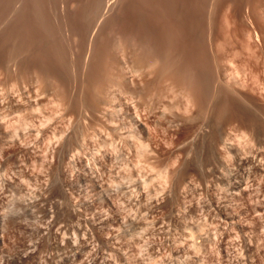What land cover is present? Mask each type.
<instances>
[{"label":"rangeland","instance_id":"rangeland-1","mask_svg":"<svg viewBox=\"0 0 264 264\" xmlns=\"http://www.w3.org/2000/svg\"><path fill=\"white\" fill-rule=\"evenodd\" d=\"M16 1L18 2V0ZM51 1L54 2L55 0ZM95 1L97 2L98 0ZM102 1L100 0L101 3H99L105 6L103 2L107 0ZM118 1L122 4L118 3ZM118 1L111 0L110 6L106 7V9L98 3L103 11L98 6L96 8V13L103 15L102 20L104 18L105 22L104 20L103 22L101 21V27L103 29L105 27L106 30L104 29V32L107 34L113 31L115 35V26L110 23L111 21L108 22L107 20L106 22L105 15H108V12L109 14L112 13L111 15L113 16L119 15L120 8L117 6L122 7L125 0ZM128 1L126 0L124 5ZM213 1L210 0V3H212H209V7L218 8L213 4L214 2L216 4L217 1ZM229 1L224 0L225 11L224 9L221 10V8L218 11L221 20L218 12H213L216 15L211 14L213 18L210 16L212 23H217L219 27L214 24V32L209 29L206 32L205 39L208 37L206 41L209 40L206 42L209 43L206 45V47L209 46V49L207 48V51H209L208 63L211 70L214 69L212 73L215 71L213 75L216 76L213 77L216 78L219 68L223 72H226L225 68L228 70L231 68V72L227 71L232 76L231 80H233L230 82L229 91L233 90L235 85H237L234 90L242 93L240 95L242 97L238 96L241 98V103L245 108H249L250 105L251 111L253 112L254 110L255 112L253 113L257 116L258 124L254 127L249 126L248 123L244 125L243 120L236 122L240 125L238 127L240 129L238 130L239 132L245 134L247 131V137L246 134H243L244 138L241 137L240 140H236L240 141L236 142L238 150H241V153L244 152L243 154H247L249 157L255 151H260L262 156L259 159H254L253 165H246L244 169L238 170L237 164H234V157L230 153L231 151L225 152L226 157L230 153L226 159L229 160L231 158L230 161L232 160V162L228 161L229 169L231 170L228 169L227 171L229 172L224 171L226 174L224 176L223 171L216 170L217 168L220 169L215 157L217 153L211 148L212 144L209 138H206L208 137L206 136L207 134L203 135V132L197 133V124L201 122L200 119H203L204 112L197 111V108L193 107L192 102H189L186 98L179 97V95H177V102L175 101L176 95L171 102L183 105V107L179 105V107H175L174 105L172 112H168V116V113H165L166 116L164 115L163 118L161 117L162 115L158 117L160 121L150 116L152 114H149L146 110H143L146 115L142 113V109L136 112L138 110L134 106V108L131 107L133 105L131 102L126 103L125 107L122 105L126 95L123 79L121 78H117L115 80L116 83L114 82L117 88L120 87L119 90L116 87L114 89V83L110 85L111 93H115L116 90L118 93L123 86L124 90L120 91L122 93L113 94L116 99L113 97L107 98L106 94L101 92L99 94L102 97L106 96L103 97V103L95 104L94 110L96 111H85L81 108L82 106H78L81 105L78 104L80 103L78 98L80 93L76 92V87L74 88L76 81L73 82V79H83L81 76L85 67L84 65L80 66L78 78H75L74 75L72 79V74H75L73 73L75 65H73L72 61L68 62V70L70 71L68 74L72 76L68 75L69 77H67V79H70H68L67 84L69 89L66 87L67 92L70 95L69 98L71 97V105L73 104V107L76 110L78 109V112L82 110L84 115L88 113L87 116H84L81 112L83 116L80 115V117L78 113L77 116L79 118L76 117L77 119H75L73 117L75 120L71 117L61 118L62 115L60 116L59 114L62 112L59 110L65 107V103L63 104L64 107L61 108L62 103H59V101L61 102L62 100L56 101L57 99L55 100V98L49 100L54 95L59 96V93H61V91L58 92L59 90H57V94H54V91L47 94V102L44 101V107L34 106L36 104H33L32 108H37L31 109L29 107L28 110V106L21 103L23 108L21 107L20 111L13 112L12 108L9 107V100L5 99L9 98L7 93H11V91L12 93L14 92L17 98L18 96L22 97V89L19 88L21 85L16 83L18 87L15 85L13 90L8 87L10 84H6L8 81H5L7 79L5 77L7 76L4 73L2 76L0 73V84L5 79L3 83L6 85V89L5 85H0V94L4 93V95H0V101L4 100L3 104L0 102V111L4 113H0V119L2 118L0 121L2 126H0V264H264V12L262 13L263 9L262 11L257 9L259 11L255 12L257 7L252 2V6L248 4L250 3L248 0L244 4L247 3L250 6H247V4L241 5L243 2L237 0V2H241L240 5L243 7H241V12H234V10L232 11L231 0ZM10 2H13V0ZM55 2L60 3L57 0ZM228 2L231 4L228 5ZM226 6H229L227 7L228 10ZM214 7L212 10L215 9ZM211 8L209 10L210 13H212ZM60 9H58L59 12ZM118 9L119 11H117ZM111 10L116 11L113 13ZM221 11H224L223 14ZM250 12L256 14L252 16ZM234 13L235 15H233ZM258 13H262L259 15L260 17H258ZM99 14L97 15L98 17ZM111 15L107 16L108 19L111 17L115 18ZM230 17L231 20H229ZM59 18L58 21L61 20V23H58L63 31L64 24L62 21L64 18L62 16ZM216 18H218V22ZM256 18L262 24L259 23L260 21L257 22ZM213 19H216V21L214 22ZM236 20L237 23L235 22ZM56 21L57 18L53 22ZM232 21L234 22L231 23ZM234 23L236 24L235 26ZM108 24L112 25H110L111 28ZM232 24V27L235 28H231ZM218 28L221 29L219 30ZM224 28L229 29L225 31ZM237 28L238 30H236ZM222 30L224 31L223 33ZM220 31L222 34H219ZM114 35L112 34L111 36ZM211 36H214V38ZM102 37L104 38L102 39ZM102 37L100 36V40L107 39L105 34ZM215 40L216 42H214ZM212 41L214 43L221 42V45L218 46V43L216 48ZM222 41L225 42L223 43ZM219 48L221 53L219 52L220 50L217 51ZM217 53H220V55ZM83 77H85L83 81H88L85 74H83ZM2 78L4 79L2 80ZM14 84L15 82L11 86L13 87ZM36 84H33L34 86L31 85L33 87L36 86V90L32 87L34 91H37V88L41 85L38 86L39 82ZM50 84L52 87V82ZM53 84L55 86V83ZM16 88H18L20 94H17L16 91L18 90ZM40 88H38V91ZM48 89L50 90V87ZM34 93L31 92V94ZM60 96L63 99V96ZM20 101L22 102V100ZM87 101H89L88 98ZM55 102H58V104H55ZM168 104H171L170 101ZM189 104H191V109L188 107ZM5 105L11 111H7ZM186 105L189 108L188 110ZM2 106H4L6 111L3 110ZM103 106L106 108L104 109ZM41 108H43L44 113L43 111H38ZM101 109L106 114H102ZM174 109L178 111L176 110L175 112ZM97 110L101 111L97 112ZM184 111L186 114L188 111L190 112V114L188 113L189 115H186V117L188 116V119L186 118L187 122L191 118L194 123L190 122V120V123L184 121L186 120L183 117L185 116ZM8 112L9 115L7 114ZM198 115H202L201 118ZM58 116L60 117L58 118ZM165 117L167 120L169 119V122L166 121ZM181 117H183V120ZM22 118L23 122L21 121ZM25 118L27 119L26 121H24ZM41 120L43 121L41 122ZM164 120L170 123L171 126ZM175 120H177V124H175ZM93 122L95 123L94 125H92ZM75 123L78 124L76 125ZM152 123L156 124V129ZM22 124L25 127L27 126V128H22ZM87 124L88 127H86ZM97 125L100 129L104 126L102 128L104 130L103 133L100 132L102 129L100 130ZM259 125H261V128ZM157 126H161V130ZM194 127L195 129H193ZM249 128L250 130L253 129V131H249ZM76 129H79V131L82 129V133ZM9 130L11 131V137H9ZM20 130L23 133L19 132ZM162 130L164 131L162 132ZM194 130L195 133H193ZM243 130L246 131L244 132ZM83 131L89 134L90 137ZM155 131H158V137ZM252 132L255 135H252ZM97 133L100 134L97 135ZM113 135L114 138L112 137ZM116 135L119 137L116 138ZM14 137L18 142L15 139L13 140ZM19 137L21 138L19 139ZM120 137L123 138L121 139ZM253 137L256 139H253ZM249 139L252 142H249ZM74 141L78 142L77 145L79 147L75 145ZM257 142L259 144H256ZM70 146L72 148H69ZM80 147L83 149L82 151L79 149ZM67 149L69 153L66 152ZM68 156L69 158L71 157L70 160ZM206 160L210 163L208 164ZM212 168L215 169L213 170ZM219 171L224 174L223 177L222 175L220 176ZM249 173L251 174L249 175ZM217 174L218 176H216ZM227 174L229 175L227 176ZM240 179L244 185H242L241 190H236L235 187ZM228 183L230 184L228 185ZM68 240L74 244V249L67 246ZM59 242L62 246L60 251L57 250L55 245V243L58 244ZM63 257L69 260L65 259V261ZM53 260L55 261L53 262Z\"/></svg>","mask_w":264,"mask_h":264},{"label":"bare ground","instance_id":"bare-ground-1","mask_svg":"<svg viewBox=\"0 0 264 264\" xmlns=\"http://www.w3.org/2000/svg\"><path fill=\"white\" fill-rule=\"evenodd\" d=\"M10 1L0 0V73L2 74V76L4 74H5V76H7V77H5V78H7L6 80L4 78H2V80L4 79L5 81H8L6 84H10V86H8V85L7 86L11 87L13 90L15 88L16 83L18 85L19 84L21 85V87H19V88L22 89V91H21L22 97L18 96V98H17L14 95V92L12 93V91H11L12 94L7 93V94H9V98L7 97V99H5V100H9V102H8L9 107L12 108L13 112L14 111H20L23 108L21 103L26 104L28 106V110H29V107L31 109L34 108V107L32 108L33 104H36L34 106H39V107L43 106L44 107V105H45L44 101L47 102V98H46L47 94H50L53 91H54V94H57V90H59L58 92L61 91V93H62V94L59 93V96L62 95L63 99L61 98V96H60V98H58L59 96H55V95L50 97L53 94H51L48 97H50L49 100H51V98H55V100L57 99L56 101H59V100L63 101L64 100L63 102L59 101V103H62L61 108L64 107L63 104L65 103V107L62 109L63 111L61 109L59 110L62 112L59 114L60 116L62 115L61 118L71 117L72 119H74L73 117H75V119H77L76 117H78L77 116L78 113H79V116L82 115L83 112L81 109L80 110L82 113L78 112V109L76 110V108L73 107V104L71 105V103H70L71 97L69 98L70 95L67 92L68 90L66 88V87H68V89H69V86H67L69 78L67 79V77H69L68 75H71V74H68V72L70 73V71L68 70V68H69L68 62L72 61L73 65H75L74 72H73V68L71 67V71L73 73H75V74H72L73 75L72 79L74 78V75H75V78H78V76H79L78 73H80V71H79L80 66L84 65V67H85V68H83L84 69L83 74L86 75L88 81L87 80L83 81V79L85 78V77H83V74L81 76V78H83V79H81V80L77 79L78 81L73 79V82L76 81V84L74 83L75 86H74V84H73V86H74V88L76 87L77 91L75 89L74 90L76 92L80 93L79 94L80 97H78L80 103H78V104H81V105H78V106H80V107L82 106L81 108L84 109L85 111L86 110H89V111L94 110L95 106H96L95 104L101 103L104 99L103 97L107 96V98H112V97L115 98V96H113V94L115 95V93H117L116 92L117 90L115 91V93H111L110 85H112L115 82V80H117V78H121V79H123L122 81L124 83L125 90L123 89V86H122V89L125 91V95H126L125 97L126 98L123 97L125 100L124 104H122V103H120V104H122L124 106L126 103L131 102L133 104L131 107L132 108L135 107L138 110V111L135 110L136 112H139L140 109H142V111L146 110L149 114H152L150 116L157 118L159 120L158 117L160 115H162L161 117L163 118L165 113L167 114L168 112L169 113L172 112V110H173L172 107L174 105H175V107H177L179 105L175 102H174V104H173V102H171L175 98V95H176V100H175L176 102H177V98H178L177 95H179V97L186 98L187 100H189V102H192L194 105V106L193 105L192 106L196 107L197 111H199V112L201 111V113L204 112L203 113L204 116L198 115V117H200V118L202 116L203 119H200L201 122L199 124H197L198 125V128H197L198 132L197 133L199 134V133L203 132V135L207 134L206 136H208V137H206V138H209V141L212 144L211 148H213V150H215V152L217 153V155L215 154L216 155L215 157L217 159L216 162H218L217 165L220 168V169L217 168L216 169L217 171L221 170V172L223 171L222 173H224V174H225V172H229V171H227L229 169L228 161L232 162V160L230 161L231 158L229 160L226 158L229 156L230 153L233 154V157L235 159V160L233 159V161H234V164H237L236 166L239 168L238 170L244 169V167L246 165L251 166L254 159H259L262 156V153L260 151H255L254 154L251 157H249L247 154L244 155L243 154L244 152L241 153L240 152L241 150L240 151L238 150V147L236 146V142L238 143V141L241 139V137L244 138V136H243L244 133L238 131V130H240V129H238V127L240 125H238V123H236V122L238 120H240V121L243 120L244 125L248 123L249 126L251 125L254 127V126H257V124H258L257 116L253 113V112H255L254 110H253V112L251 111L250 105H249V108H250L249 109V108H245V106L241 103V101H240L241 98H239V97H242V96H240V95H242V93L239 92L238 90H234L237 85H235V87L233 86L234 89L231 90L232 92L229 91L230 82L233 80H231L232 76L227 71H230L231 68L229 70L225 68L224 70H226V72L219 70L220 69L219 68L218 72L216 70V72L218 74L215 73V74H217V78H216V77H213V76H216V75H213V73L215 71L212 73V71L214 69L211 70L210 64L208 63L209 51H207V48L209 46L206 47V45H208L209 43H206V42H208L209 40L206 41L208 37L205 39V36L207 34L206 32L208 31V29L211 30L212 32H214V30H215L214 24L217 25V23H212V21H211L212 19L210 20V18L211 17L213 18V16H211V14L214 15L215 13H213V12H218L220 10V8H221V10H223V9H224V11L226 10L225 6H224V0H214V1H217L216 4L213 1L214 2L213 4L215 6H217L218 8H215L212 5H211L212 8L209 7L210 4L212 3V2L210 3V0H129V1L127 0L128 3L126 5H124L126 2V0H125L122 7L117 6L118 8H120V11H119V9L117 10V11H119L118 12L119 15L116 14L118 16H115V15L113 16V15H111L112 13L109 14V12H108V15H105L104 12H102L106 16L105 17L106 22H107V20H108V22L111 21L110 23H112L113 26H115V28H114L115 30L112 28L115 31V35H114L113 31L110 33L108 32L109 34L105 33L104 32L105 27H104V29L101 27L102 26L101 21L103 22V20H104V18L102 20L103 15L98 13L99 14V17H98L97 16L98 14L96 13L97 12L96 11L97 6H98V8H100V10L103 11V9H101V7H99V4L101 3L100 0H98L97 2L95 0H91V1H86V0H82V1L81 0H79V1L78 0H60L59 1V0H57V2H60V3H56L55 2L56 0L54 2L51 0H49V1L48 0H44V1L43 0H35V1L34 0L33 1L18 0V2L17 1L15 2V0H13L14 3L10 2ZM103 1H106V0H103ZM110 1L111 0H107L106 2H103V4H105V6L101 5V4H100V6H102V7L104 6L103 8L106 9V7L110 6L109 5ZM238 1H241L243 3L241 4V2L239 3V2H237V0H234V1L231 0L232 4L229 3L230 1L228 2V5L229 4L233 5L232 11L234 10V12H241V10H242L241 7H243L241 5H243L244 2H246V0H244V1L238 0ZM119 2L120 1H118V3ZM248 2H250V3H248L250 5H251V2H252V4L254 3L253 5H255L257 7V8H255L256 11L254 10L255 12L259 11L257 9H260V11H262V9H263L262 13L264 12V0H248ZM246 4L247 3H245L244 5H246ZM248 4H247V6H250ZM112 5H111V7H112ZM213 7L216 9V11H215V9L212 10ZM227 7H229V6H226V8ZM253 7H252V9H254ZM59 8H61L60 12L58 11ZM210 8L212 10V13H210V11H209ZM112 10H111V12L115 13L116 10L115 11H112ZM227 10H228V8H227ZM224 11H221V13L223 14ZM251 11H253V10H251ZM250 14H252V13L250 12ZM254 14H256V13H254ZM254 14H252V16ZM261 14L258 13V17H260L259 15H261ZM110 15L115 17V18L111 17L112 19L109 18L110 19L109 20L107 16H110ZM233 15H235V13ZM61 16L64 18V20L62 21V23L64 24V30L63 31L61 30V28H62L61 25L58 23V22L61 23V20L58 21V18ZM218 16L220 17V13L218 14ZM261 17H263V16H261ZM52 18L53 19L55 18L54 20H56V18H57V21L53 22L54 20ZM218 18H216L217 22H218ZM238 18H237V20H238ZM216 19L215 20L213 19V21L215 22ZM219 19L221 20V17ZM260 19H262V18H260ZM229 20H231V17ZM237 20L235 21L236 23H237ZM256 20H257V18H256ZM256 20H254V22H256ZM259 21L257 20V22H259ZM104 22H105V20H104ZM233 22L234 21H232L231 23H233ZM254 22H253V24H255ZM259 23H261V21ZM63 24H62V26H63ZM105 24H107V23H105ZM110 25L108 24V26L111 28L112 25L111 26ZM235 25L236 24L234 23V26ZM217 26L219 27V25H217ZM232 26H233V24L231 25V28H235ZM229 28H224V29H225V31H227L226 29H229ZM231 28H230V30H231ZM218 29L220 30L221 28H218ZM218 29H216V30L218 31ZM230 30H228V31L230 32ZM236 30H238V28ZM217 31H215V32H217ZM223 32L224 31L222 30V33ZM111 33L115 37L111 36L112 35ZM222 33L220 31L219 34H222ZM103 34H105L107 36V39L102 40L104 38V37H102ZM218 35H216V36L218 37ZM100 36L102 37L101 40H100ZM219 36H222V35H219ZM212 38H214V36ZM216 40H218V39L216 38ZM216 40L214 42H216ZM214 42H213V44H215L214 46L216 48L219 45H221L220 44L221 42L220 43L218 42L219 44L214 43ZM222 42L224 43L225 41H222ZM217 44H218V46H217ZM218 50H220V48L217 49V51ZM219 52L221 53V50ZM220 53L219 54L217 53V54L220 55ZM228 61L230 62V60H228ZM235 69H237V67H235ZM8 78H9V80H8ZM3 81H2V84L4 86L5 83H3ZM0 82H1V80H0ZM14 82H15V84L12 87L11 85ZM38 82H39L38 86L41 84V85H43V87H41V85H40L38 87V88L41 87L39 89V91H38V88H37V91H34L36 86L33 87L34 86L33 84H36ZM51 82L53 85L52 87L50 86ZM53 83H55V86ZM71 83H72V80H71ZM115 83L113 84L114 89L116 87ZM2 84H0V85L2 86ZM18 85H16V86L18 87ZM31 85H33V86H31ZM48 87H50V90L48 89ZM231 87H232V85H231ZM70 88H71V86H70ZM119 88H117V89L119 90ZM5 89H6V85H5ZM41 89H42V91L40 92ZM122 89H120V91ZM16 90H18V88H16ZM112 90H113V88H112ZM233 91H234V93H233ZM16 92L18 94L19 90ZM31 92H35V93L31 94ZM37 92L38 93L40 92V93L38 94ZM101 92L106 94V96L102 97L101 94H99ZM113 92H114V90H113ZM41 93H42V95H40ZM74 93H73V95H74ZM120 93H122V92H120ZM2 95H4V93ZM77 96H78V94H77ZM19 97H21V98H19ZM74 98H76V96H74ZM74 98H72V99H74ZM87 98L89 99V101H87ZM20 100H22V102ZM76 100H78V99H76ZM52 101L54 102L53 99H52ZM169 101L172 105L168 104ZM179 102H181V101H179ZM48 103H49V101H48ZM107 103H106V105H107ZM115 103H117V102H115ZM4 104H5V102H4ZM55 104H58V102L57 103L55 102ZM180 104H182V102ZM191 104H189L188 107H190ZM46 105H48V104H46ZM6 106L7 105H5V108L7 109V111H9L10 109L8 108V106L7 107ZM99 106H101V105H99ZM111 106H110V108H111ZM179 106L183 107V105H179ZM2 107L4 110L5 109L4 106H2ZM58 107H60V106H58ZM112 107L114 108V106H112ZM186 107H187V105H186ZM188 107H187V110L189 109ZM36 108L37 107H35L34 109H36ZM49 108H51V107H49ZM55 108H57V107H55ZM103 108L105 109L106 107L103 106ZM107 108H108V105H107ZM42 109L43 108H41L38 111H43ZM180 109H181V107H180ZM182 109L184 110V108H182ZM190 109H191V107H190ZM101 110H97V112H100ZM166 110H169V111H166ZM174 110L176 112L177 109H174ZM4 111H6V110H4ZM33 111L36 112L35 110H33ZM94 111H96V110H94ZM112 112H114V111H112ZM144 112L145 111H143L142 113H144ZM192 112H193V109H192ZM0 113L4 114L1 111H0ZM27 113H25V114H27ZM43 113H44V111H43ZM101 113L103 114L105 112L102 110ZM169 113L167 114V116L169 115ZM184 113H185V116H183V117H185V119H186L188 117V116L186 117V115L188 113L190 114V112L188 111V113L186 114V112L184 111ZM7 114L9 115V112ZM33 114L35 115V113H33ZM48 114H49V111H48ZM105 114H104V117H105ZM133 114H134V112H133ZM138 114L140 115V113H138ZM180 114H181V112H180ZM83 115H84V113H83ZM87 115H88V113H87ZM130 115H128V116H130ZM196 115H197V113H196ZM5 116H7V115L5 114ZM31 116H29V117H31ZM60 116H58V118ZM142 116H144V115H142ZM171 116H169V117H171ZM0 117H1V115H0ZM41 117L44 118L43 116H41ZM49 117H52V116H49ZM120 117H121V115H120ZM141 117H139V118H141ZM183 117H181V119ZM198 117H197V119H199ZM23 118L21 119V121L23 120ZM31 118H33V117H31ZM38 118H39V116H38ZM143 118L144 117H142V119ZM1 119H0V121H1ZM83 119H82V121H83ZM99 119H101V118H99ZM148 119H149V117H148ZM165 119H166V117H165ZM181 119H179V120H181ZM187 119L184 120V121H186V123H188L189 120H190V122L192 121L190 118L187 122ZM195 119H196V117H195ZM26 120L27 119L25 118L24 121H26ZM143 120H145V119H143ZM42 121L43 120H41V122ZM153 121L155 122V120H153ZM159 121H157V122H159ZM166 121L169 122V119L168 120L166 119ZM175 121H176V123L174 121H172V122L177 124L178 123L177 120H175ZM197 121H199V120H197ZM197 121H195V122L198 123ZM84 122H86V121H84ZM84 122H82V123H84ZM147 122H146V125H147ZM165 122H164V124H165ZM168 122H166V123H168ZM193 123H191V124H193ZM241 123H239V124H241ZM88 124L86 127H88ZM94 124L95 123L93 122L92 125H94ZM123 124H124V122H123ZM152 124H154V123H152ZM158 124H160V123H158ZM168 124H169V126H171L170 123H168ZM184 124H185V122H184ZM73 125H74V123H73ZM155 125L156 124H154V126ZM260 126L261 125H259V127ZM23 127H25V125L22 124V128ZM69 127H71V126H69ZM97 127L99 128L98 125H97ZM158 127L159 126H157V128ZM195 127L193 129H195ZM253 127H251V128H253ZM25 128H27V126ZM84 128H83V130H84ZM102 128H104V126ZM260 128H258V129H260ZM110 129H111V127H110ZM155 129H156V126H155ZM243 129H245V128H243ZM76 130L79 131V129H76ZM102 130L100 132L103 133L104 130L103 131ZM160 130H161V128H160ZM164 130H162V132ZM246 130H243V131L245 132ZM71 131H72V129H71ZM81 131H82V129L79 132H81ZM114 131H116V130H114ZM249 131H253V129L250 130V128H249ZM259 131H261V130H259ZM19 132H22V130H20ZM83 132L85 133V131H83ZM128 132H130V131H128ZM137 132H139V131H137ZM149 132H150V130H149ZM155 132L157 135L158 131H155ZM246 132H245V134H246ZM5 133H7V131H5ZM132 133H133V131H132ZM150 133H152V132H150ZM193 133H195V130ZM16 134L18 136L17 132H16ZM98 134H100V133H97V135ZM198 134H196V135L199 136ZM253 134L254 133L252 132V135ZM10 135H11V131H10L9 137H11ZM86 135L89 136V134H86ZM152 135H153V133H152ZM152 135H150V136H152ZM72 136L74 137V135H72ZM130 136H131V134H130ZM158 136H159V134L157 135V137ZM193 136H194V134H193ZM3 137H4V135H3ZM83 137H84V135H83ZM95 137H97V136H95ZM112 137L114 138V135ZM117 137H119V136L116 135V138ZM136 137L138 138V136H136ZM246 137H247V134H246ZM255 137H253V139ZM20 138L21 137H19V139ZM14 139H15V137L13 138V140ZM139 139H140V137H139ZM237 139H239V140L236 141ZM85 140L87 141L86 138H85ZM15 141H16V139H15ZM202 141H204V139H202ZM16 142H18V141H16ZM66 142H68V141H66ZM210 142H209V144H210ZM249 142H252V141L249 139ZM74 143H76V142L74 141ZM77 143L75 145H77ZM256 144H259V143L257 142ZM71 146L69 148H72ZM203 146H205V145L203 144ZM66 147H67V144H66ZM98 147H100V146L98 145ZM77 148H75V149H77ZM209 148H208V150H209ZM79 149L81 151L83 150V149H81V147ZM229 151H231V152L226 157L225 152H229ZM66 152L69 153L68 149ZM133 152H134V150H133ZM212 154H213V152H212ZM200 155H201V153H200ZM74 157H75V154H74ZM68 158H69V156H68ZM70 158H69V160H70ZM205 158L208 159V157H206V156H205ZM208 161H210V159H208ZM206 162H207V160H206ZM257 168H256V170H257ZM260 168H262V167L260 166ZM229 170H231V169H229ZM239 172H241V171H239ZM218 173H220V171ZM222 173H220V176L222 175V177H223L224 174H222ZM234 173H236V172L234 171ZM215 174H216V172H215ZM250 174L251 173H249V175ZM228 175L229 174H227V176ZM216 176H218V174ZM224 176H226V174ZM232 177H233V175H232ZM225 178H227V177H225ZM229 179H230V177H229ZM226 180H228V179H226ZM230 181H228V182H230ZM242 183H243V181L240 179L237 186L235 187V189L241 190L242 185H244ZM226 184H227V182H226ZM229 184L230 183H228V185ZM231 194H232V192H231ZM68 241H67V243H68L67 246L68 247L70 246L72 249H74V247H73L74 244L71 241H69V242ZM55 245H56L57 250L60 251V249L62 247L60 245V242L58 244L55 243ZM55 245H54V247H55ZM63 256L66 257L65 254H63ZM58 257L61 258L60 256H58ZM65 259L67 261L69 260L67 258H64V260ZM55 260H53V262ZM64 260H62V261H64Z\"/></svg>","mask_w":264,"mask_h":264}]
</instances>
